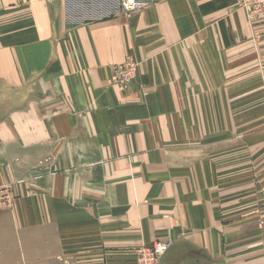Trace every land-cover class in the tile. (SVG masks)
Here are the masks:
<instances>
[{
    "label": "crops",
    "instance_id": "1",
    "mask_svg": "<svg viewBox=\"0 0 264 264\" xmlns=\"http://www.w3.org/2000/svg\"><path fill=\"white\" fill-rule=\"evenodd\" d=\"M138 1L0 0V264H264V16Z\"/></svg>",
    "mask_w": 264,
    "mask_h": 264
},
{
    "label": "built area",
    "instance_id": "2",
    "mask_svg": "<svg viewBox=\"0 0 264 264\" xmlns=\"http://www.w3.org/2000/svg\"><path fill=\"white\" fill-rule=\"evenodd\" d=\"M233 1L235 5L245 9L252 16H264V0ZM119 5L126 13H134L143 8V4L138 0H119ZM135 70L136 64L133 63L130 58H127L124 63L113 67L109 81L113 84L125 85L133 77ZM172 242L173 240L170 237L153 242L149 248L141 250L138 261H140L141 264H157L161 256L172 245Z\"/></svg>",
    "mask_w": 264,
    "mask_h": 264
},
{
    "label": "rangeland",
    "instance_id": "3",
    "mask_svg": "<svg viewBox=\"0 0 264 264\" xmlns=\"http://www.w3.org/2000/svg\"><path fill=\"white\" fill-rule=\"evenodd\" d=\"M233 3H234V1H233ZM134 74H135V72H134ZM263 187H264V185L261 187V194L262 195L264 194ZM14 202H15V196H14L12 190L10 189V187H8V186L0 187V210L1 209H9V208L13 207ZM149 246H141L140 248H138L136 250L137 259H138L139 255H141L140 254L141 250H146L147 248H149ZM138 262H139V264H141L140 261H138Z\"/></svg>",
    "mask_w": 264,
    "mask_h": 264
}]
</instances>
